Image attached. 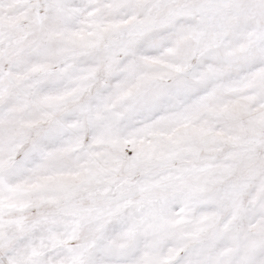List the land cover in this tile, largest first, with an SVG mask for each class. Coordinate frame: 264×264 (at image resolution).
<instances>
[{
    "label": "snow or ice",
    "instance_id": "6c2138e0",
    "mask_svg": "<svg viewBox=\"0 0 264 264\" xmlns=\"http://www.w3.org/2000/svg\"><path fill=\"white\" fill-rule=\"evenodd\" d=\"M0 264H264V0H0Z\"/></svg>",
    "mask_w": 264,
    "mask_h": 264
}]
</instances>
